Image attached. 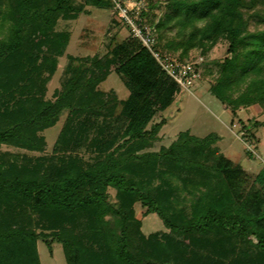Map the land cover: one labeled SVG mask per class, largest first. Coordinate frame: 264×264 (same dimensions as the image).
<instances>
[{
	"label": "trees",
	"instance_id": "trees-1",
	"mask_svg": "<svg viewBox=\"0 0 264 264\" xmlns=\"http://www.w3.org/2000/svg\"><path fill=\"white\" fill-rule=\"evenodd\" d=\"M86 1L112 10L111 0ZM144 1L154 46L193 60L201 73L214 45L227 41L226 54L211 59L217 74L209 90L230 109L231 123L240 107L257 104L264 113V0ZM80 7L0 0V19L9 21L0 37V144L42 151L41 131L69 112L56 153L17 160L0 150V264H41L40 235L50 247L61 242L67 264H264V165L250 173L234 163L216 146V132L185 129L168 146L145 149L164 123L148 128L152 117L181 87L139 38L130 32L79 62L70 55L61 87L45 97L70 37L55 23ZM155 7L162 14L152 17ZM112 65L129 90L118 113L116 91L98 87ZM237 121L247 140L264 125V118ZM82 143L94 152L91 161L72 154ZM137 203L167 230L145 234Z\"/></svg>",
	"mask_w": 264,
	"mask_h": 264
},
{
	"label": "rangeland",
	"instance_id": "rangeland-1",
	"mask_svg": "<svg viewBox=\"0 0 264 264\" xmlns=\"http://www.w3.org/2000/svg\"><path fill=\"white\" fill-rule=\"evenodd\" d=\"M73 5L76 7L81 6L82 9L69 11L70 14H75L72 17L60 15L54 26L56 30L68 31L70 37L63 55L58 57L56 70L47 81L45 92L47 98H52L55 89L61 87L63 70L70 55L75 57L74 62H79L80 58L86 56H102L116 44L130 37L129 28L115 22L114 12L109 8L89 4L86 0H73ZM162 9L163 7L151 8L149 14L152 17L159 16L162 14ZM66 11L68 12L67 9L63 12ZM257 26V22L252 21L250 24L251 29ZM8 31L9 21L6 18H1L0 37H6ZM226 47L227 41L224 39L219 40L209 52L210 61L202 62L200 78L190 88H181L167 107L158 110L154 114L147 126L148 128L151 124L161 120H164V123L159 127L155 137L151 139L152 145L147 146L146 150H158L163 145L168 146L177 138L179 132L185 129L202 136L209 132H216L219 136L215 143L216 146L234 163L240 164L250 173L258 171L264 165V125L253 126L251 129L255 135L253 138L249 137L248 140L250 141H248L241 133L244 128L237 121L238 117H241L245 122L249 121L248 123L252 119L262 120L264 118L262 108L257 104L240 107L238 116L234 117V122L231 123L232 116L229 110L209 90V86L217 74V67L211 59L222 58L226 54ZM198 54L197 49H193L191 52L192 56ZM98 87L105 91L112 89L116 91V104L113 110L118 113L121 108L120 100L127 97L129 90L115 70V65L111 66L110 71L100 81ZM68 114V109H64L53 125L41 131L46 141L45 148L42 151L29 150L12 144H0V150L6 151L10 157L17 160H23L27 155L56 153L59 147L58 135L66 123ZM90 133L92 134L93 130ZM246 148H250L253 154L249 155ZM72 154L80 155L91 161L94 152H90L86 144L82 143ZM108 190L111 197H113L115 189L109 187ZM181 196V203L187 207L190 197L184 192ZM135 208L137 216L140 217L142 222L141 229L145 234L156 230H167L166 225L157 213L149 212L145 214L146 207L139 203L135 205ZM45 238L40 235L37 241L41 264H67L61 242L52 240L50 247L45 242Z\"/></svg>",
	"mask_w": 264,
	"mask_h": 264
},
{
	"label": "built area",
	"instance_id": "built-area-1",
	"mask_svg": "<svg viewBox=\"0 0 264 264\" xmlns=\"http://www.w3.org/2000/svg\"><path fill=\"white\" fill-rule=\"evenodd\" d=\"M113 12L125 23L131 34L142 41L162 68L180 85L190 88L201 76L195 62L191 59H181L178 56L161 51L154 46L155 33L151 25L143 18L146 9L144 0H111ZM242 135L245 134L244 129Z\"/></svg>",
	"mask_w": 264,
	"mask_h": 264
},
{
	"label": "crops",
	"instance_id": "crops-1",
	"mask_svg": "<svg viewBox=\"0 0 264 264\" xmlns=\"http://www.w3.org/2000/svg\"><path fill=\"white\" fill-rule=\"evenodd\" d=\"M225 108H226V109H228V110H229V112H230V109H229V108H227L226 106H225ZM230 114H231V112H230ZM231 116H232V115H231Z\"/></svg>",
	"mask_w": 264,
	"mask_h": 264
}]
</instances>
